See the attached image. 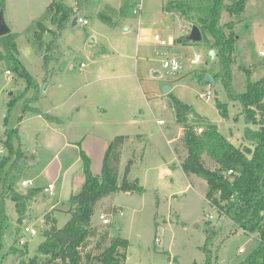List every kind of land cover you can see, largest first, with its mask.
Masks as SVG:
<instances>
[{
  "label": "rangeland",
  "instance_id": "1",
  "mask_svg": "<svg viewBox=\"0 0 264 264\" xmlns=\"http://www.w3.org/2000/svg\"><path fill=\"white\" fill-rule=\"evenodd\" d=\"M51 1L6 0L3 9L12 32L17 33L20 64L33 81L30 83L18 69L7 73L11 66L2 58L6 49L0 37L1 159L10 153L6 144V132L10 131L20 157L10 158L5 169L9 171L15 157L23 161L26 154L28 161H20L26 168L17 187L41 190L21 223L14 200L5 198L7 226L0 264H18L26 245L27 257L38 254L47 226L44 215L52 206L58 226L66 223L71 197L81 191L86 179L83 153L90 158L92 173L101 177L111 140L116 135L139 133L143 142L131 136L124 145L120 177L133 158L129 178H138L143 192L119 191L102 198L93 223L99 230L108 228L112 236L129 240L126 264H204L205 221H215L220 213L206 198L207 181L186 174L181 166L186 155L184 124L178 121L174 97L207 117L236 146L252 145L244 137L246 128H258L246 122L242 103L229 98L222 77L217 75L225 68L217 50L204 41H176L188 34L184 28L187 21L167 10L172 0H85L77 17L86 18L88 23L66 24L46 69L45 47L54 40L52 31L57 29L48 15ZM65 2L76 6V0ZM126 2L130 5L124 6ZM137 2L142 4L140 13L133 11ZM100 11L110 20L100 18ZM36 21L46 26L44 48L34 35ZM231 21L236 40L228 68L232 87L243 92L247 79L264 76V0H247L241 15L224 12L221 25ZM127 26L129 31H125ZM228 29L224 30L227 34ZM156 34L167 44L156 40ZM167 53L178 57L181 66L177 71L164 67ZM197 54L201 60L194 63ZM156 71L160 75H154ZM205 75L213 81L205 82ZM165 86L172 89L164 92ZM45 113L63 122L50 120ZM194 126L197 133L206 129L202 123ZM58 132L68 144L57 138ZM24 178L34 184L24 186ZM50 182L55 186L52 196L43 190ZM7 190L0 182V200ZM102 213L108 215L110 224L102 222ZM227 235L224 243L217 238L211 244L212 264H238L260 244L257 233L228 229L223 236Z\"/></svg>",
  "mask_w": 264,
  "mask_h": 264
},
{
  "label": "trees",
  "instance_id": "2",
  "mask_svg": "<svg viewBox=\"0 0 264 264\" xmlns=\"http://www.w3.org/2000/svg\"><path fill=\"white\" fill-rule=\"evenodd\" d=\"M84 3L85 0H76V6L72 7L65 0L51 1L48 15L57 29L52 31L54 40L45 47L46 69L49 54L56 46L60 31L68 22L73 21L82 10ZM246 3L247 0H231L230 2L226 0H172L167 5L168 11L180 14L187 23L192 26L197 24L201 28L204 35L203 41L217 50L221 64L225 65L223 71L217 75L222 77L229 98L242 103L248 124L258 126V128L250 126L246 128L244 137L253 146H236L207 117L196 112L193 106L174 97L176 110L177 107L182 108V111L177 113L178 121L184 124L182 146L186 155L181 161V166L186 174H196L207 181L206 198L211 205L217 207L220 213L215 221H205L206 241L202 246L206 253L204 264H212L210 246L217 238L220 239V244L224 243L229 237V235L223 236L228 229L234 233L241 229L246 233L258 234L259 246L238 264H264V76L258 80L247 79L245 91H235L228 68L236 40L233 32L234 22L231 21L225 26L221 25L224 12L241 15L245 11ZM5 5L6 0H0V10L4 9ZM128 5L130 4L127 2L124 4V6ZM99 16L105 21L110 20L103 11L99 12ZM80 20L81 17L78 16V22ZM35 24V38L40 43V47L44 48L43 37L46 26L42 21H36ZM225 27L230 28L228 34L224 31ZM16 39L17 33L13 32L1 37V44L6 49L2 58L11 66L7 70L12 72V68L18 69L21 75L29 78L31 83L33 77L20 64ZM176 41L188 42L187 35ZM202 78L207 82V75ZM218 105L226 114L225 106L220 101ZM44 115L50 120L60 122V119L54 115L48 113ZM195 123L204 124L206 129L197 133ZM6 134L8 136L6 144L10 153L5 155L0 163V182H3L4 188L8 189L0 200V247L4 229L7 226L5 198L10 197L14 200L19 215L18 222L21 223L28 213L31 201L41 190L35 187L28 190L17 187L22 177L21 172L24 167L26 168V165L21 162L26 163L28 158L25 157L26 154L22 155L23 161L18 158L20 148L14 149L11 141L12 132L7 131ZM130 137L129 135H116L111 140L105 152L101 177L92 173L90 158L83 153L86 179L81 191L71 197V206L67 210L70 214L68 220L62 227H59L54 210L46 213L44 219L47 227L43 230L44 239L38 247V254L27 257L26 245L24 250H21L18 264H126L129 240L118 235L112 236L108 228L99 230L93 223V216L102 198L119 191L141 193L144 190L138 178H129L135 164L133 158L128 160L124 175L120 177L121 157L124 145ZM134 138L140 142L144 139L142 134H136ZM14 155L18 157H15L7 171L5 164ZM208 161H211V164Z\"/></svg>",
  "mask_w": 264,
  "mask_h": 264
},
{
  "label": "built area",
  "instance_id": "3",
  "mask_svg": "<svg viewBox=\"0 0 264 264\" xmlns=\"http://www.w3.org/2000/svg\"><path fill=\"white\" fill-rule=\"evenodd\" d=\"M141 10H142V4H141V2H138L136 4V6H135V8H134L133 11H134V13H140ZM80 21L83 24H87L88 23V20L86 18H82ZM192 27L193 26L190 23H186L184 25V28H185L186 32H188V33L191 31ZM155 39L158 40L162 45H166L167 44L165 40H161V37H160L159 34H156L155 35ZM200 60H201V55L200 54H197L195 56V58L193 59V62L194 63H197ZM82 65H84V64H82ZM180 66L181 65H180V61H179L178 57L177 56H174V55H171L170 53H167V58L164 61V67L169 68V69H171L173 71H177L180 68ZM7 73L8 74H11L12 72L10 70H7ZM207 96L208 97L210 96V91L207 93ZM3 154H4V149L2 147H0V160H1V155H3ZM22 184L24 186H30V185H33L34 184V181L31 180V179H25V180L22 181ZM54 189H55L54 183L50 182L44 188V191L48 195L52 196L54 194ZM121 213H123V212H121ZM100 218L102 219V222L104 224H110L111 223L110 218L105 213L100 214ZM26 230L27 231H30L32 234H35L36 233V230L35 229H29L28 227H26ZM156 242L159 243L160 242V238L157 237L156 238ZM240 251H242V249H240Z\"/></svg>",
  "mask_w": 264,
  "mask_h": 264
},
{
  "label": "water",
  "instance_id": "4",
  "mask_svg": "<svg viewBox=\"0 0 264 264\" xmlns=\"http://www.w3.org/2000/svg\"><path fill=\"white\" fill-rule=\"evenodd\" d=\"M78 23V17H74L73 19V25H76ZM129 27L127 26L125 28V31H129ZM12 32L10 26L8 25L6 18H5V13L4 10H0V37L8 35ZM204 39L203 32L201 28L197 25L194 24L191 31L187 34V40L190 42H201ZM94 41V38L91 39L90 43ZM214 53V51H212ZM154 75H160L159 71L154 72ZM207 81H213V79L210 76H207ZM172 89L171 86H165L164 87V92H169ZM180 107H177V112H180ZM2 160H0V163Z\"/></svg>",
  "mask_w": 264,
  "mask_h": 264
},
{
  "label": "crops",
  "instance_id": "5",
  "mask_svg": "<svg viewBox=\"0 0 264 264\" xmlns=\"http://www.w3.org/2000/svg\"><path fill=\"white\" fill-rule=\"evenodd\" d=\"M71 6V5H70ZM72 7H74V6H72ZM130 30V29H129ZM57 117V116H56ZM59 118V117H58ZM60 119V118H59ZM60 122H63L62 121V119H60ZM56 135H57V138L59 139V138H62L64 141H65V144L64 145H66V144H68V142L64 139L65 137L63 136V134L62 133H60V132H58V133H55ZM139 134H141V133H139ZM136 135V134H135ZM143 135V134H142ZM129 136H134V135H129ZM77 141V140H76ZM35 154V153H34ZM25 179H27V178H24V180ZM32 180V179H31ZM46 186H44L43 187V190H44V188H45ZM52 210H56V208L54 207V206H52L51 208H50V210L49 211H52ZM49 211H47L46 213H48ZM45 213V214H46ZM45 216V215H44ZM44 222H45V219L43 220ZM47 227V226H46ZM45 227V228H46Z\"/></svg>",
  "mask_w": 264,
  "mask_h": 264
}]
</instances>
